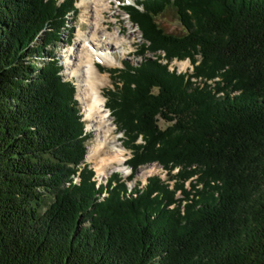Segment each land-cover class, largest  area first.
<instances>
[{
  "label": "trees",
  "instance_id": "16d2710c",
  "mask_svg": "<svg viewBox=\"0 0 264 264\" xmlns=\"http://www.w3.org/2000/svg\"><path fill=\"white\" fill-rule=\"evenodd\" d=\"M75 1L0 0V264H264V0L125 5L141 61L107 71L105 107L131 173L106 183L84 164L76 86L45 54ZM168 6L184 36L156 24ZM158 53L217 81L196 86ZM153 163L168 181L129 191Z\"/></svg>",
  "mask_w": 264,
  "mask_h": 264
},
{
  "label": "bare ground",
  "instance_id": "6f19581e",
  "mask_svg": "<svg viewBox=\"0 0 264 264\" xmlns=\"http://www.w3.org/2000/svg\"><path fill=\"white\" fill-rule=\"evenodd\" d=\"M80 6L86 10L85 21L88 30L84 31L80 27L77 46L75 50L66 53L65 60L68 76L77 80L78 98L83 105L88 128L96 133V144L89 150L87 160L96 161L102 177L115 172L128 175L129 171L124 167V150L118 141L119 138L114 135V128L101 94L102 87L108 83V75L100 73L96 64L114 66L117 60L111 58L112 51L118 49L122 54H127L137 33L131 31L133 28L124 33L123 25L112 26L114 21L121 23L118 13L114 12L113 0H81ZM165 61L167 65L172 63ZM187 73L184 74H191ZM191 81L196 86H203L200 81Z\"/></svg>",
  "mask_w": 264,
  "mask_h": 264
},
{
  "label": "rangeland",
  "instance_id": "374dc122",
  "mask_svg": "<svg viewBox=\"0 0 264 264\" xmlns=\"http://www.w3.org/2000/svg\"><path fill=\"white\" fill-rule=\"evenodd\" d=\"M134 2L135 0H113V4H114V12L118 13L119 16V20L121 21L120 24H118L116 21L113 22L112 26L114 27H118L119 25H123L124 33H127L128 31L131 30V28H133V30L137 33L136 37H135V41L134 43L131 45V48L129 50V52L127 54H122L121 50H114L112 51L111 55H113V57H111L112 59H116L117 63L112 66V67H105L102 64H96V68L97 70L102 73V74H106L108 75V83H106V85L104 87H102L103 89H101V94L104 100V105L106 104V92L109 90L113 89V85L114 82L111 80V75L110 73H108L107 71H111V70H117V69H121L122 68V63L123 62H131L133 65L139 64L141 59H139L136 55H135V51H137V49L139 48V46L143 43L142 39H141V34L140 32L137 30L136 26H134L128 19L127 15L125 14L123 8L121 6H124V4H130L131 2ZM80 2L81 0H76L75 1V9H76V14L74 16H72L69 19L68 22V26L66 31L64 32V34L62 35V39L61 41L56 44V46H54V48H50V49H45V54L47 53H52L53 56L56 57V59L58 60L59 66L61 68V72L60 75L63 78V80L66 81H70L73 83L75 87V90L77 91V93H75V100L77 102L79 111H80V115L82 117V121L85 124V131L87 133H89L90 138L89 140L85 143V150H86V154L88 155V152L91 148H93L96 144V133L91 129L88 128V124L87 121L85 120V114H84V108L82 103L80 102L79 98H78V86H77V80L76 78H72L68 76V71H67V66H66V60H65V55L67 52L71 51V50H75L77 43H78V31L80 29V27H82V30L87 31L88 30V25L85 21V9L83 7L80 6ZM155 22L158 25V27L163 31V33L167 34V35H172V36H184L186 34L184 28L182 27L178 15L176 13V10L172 7V6H168L165 8V10L163 11V13L158 16L157 18H155ZM147 58H151L154 59L156 58V60L161 64L166 66V68L170 71L176 72L177 73H186L187 72H191V74H193V65L191 64V62L189 60H172L169 61V63H171V65L168 64L167 66V62L165 61V57H164V53H158L157 56L153 57L151 54H147L146 55ZM165 58V59H164ZM197 63H199V57H195ZM167 60V59H166ZM186 60V61H185ZM43 61H48V60H43V58L41 57L40 59L35 61L36 66L39 68L42 66ZM163 61V64H162ZM196 63V64H197ZM186 66V68H184ZM101 70H99V69ZM188 68V69H187ZM175 69V70H174ZM187 70V72H185ZM190 74V75H191ZM217 79H214L213 81H207L210 83L205 82V84L207 86H209V88H212V84L214 85V82H216ZM201 88V87H200ZM107 110V109H106ZM108 115L110 116L111 119V123L113 125L114 128V135L119 138L118 141L122 147V143L121 141L123 140V136L122 133L118 132L116 130V126L114 125L113 122V118L110 115V112L108 111ZM159 125L161 127H163L162 122L159 123ZM116 130V131H115ZM138 143H141L140 140H138ZM122 149L124 150V162H126L129 158H130V152L127 151L126 149H124L122 147ZM85 154V155H86ZM87 155L86 158L84 159V164L88 165L95 173V180L98 183H106L107 179L113 175H117L119 178L121 179H127L131 173L130 169L124 165V167L129 171L128 175H124L122 173L119 172H115V173H111L110 175L106 176V177H102L100 176L98 169H97V165H96V161H88L87 160ZM176 172V170H174L172 172V174H174ZM153 176H157L158 178H160L162 181H168V176L167 173L157 164V163H153V164H149L146 166H142L140 168L137 169V171L134 174L133 179L130 182H127V188L130 191L135 185H140L139 187L142 188L144 184H146V180L150 177ZM76 182V181H75ZM170 185L173 184V181L168 182ZM187 188L189 187V184L187 183Z\"/></svg>",
  "mask_w": 264,
  "mask_h": 264
},
{
  "label": "built area",
  "instance_id": "2783aa9c",
  "mask_svg": "<svg viewBox=\"0 0 264 264\" xmlns=\"http://www.w3.org/2000/svg\"><path fill=\"white\" fill-rule=\"evenodd\" d=\"M184 68H186V66ZM190 77H191L190 78L191 80H193V81H200L202 85H206L205 84L206 81L202 80L201 78H195V77L192 76V74L190 75ZM207 83H210V82H207ZM212 86H213V84H212Z\"/></svg>",
  "mask_w": 264,
  "mask_h": 264
}]
</instances>
